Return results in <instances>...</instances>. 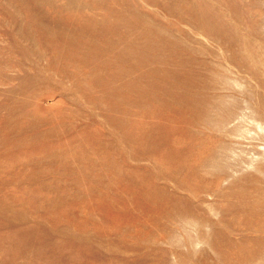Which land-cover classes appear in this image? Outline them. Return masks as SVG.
Listing matches in <instances>:
<instances>
[{
    "label": "rangeland",
    "instance_id": "rangeland-1",
    "mask_svg": "<svg viewBox=\"0 0 264 264\" xmlns=\"http://www.w3.org/2000/svg\"><path fill=\"white\" fill-rule=\"evenodd\" d=\"M0 264H264V0H0Z\"/></svg>",
    "mask_w": 264,
    "mask_h": 264
}]
</instances>
